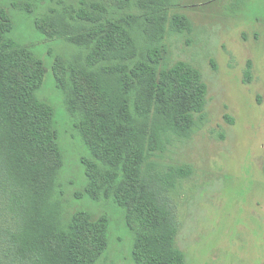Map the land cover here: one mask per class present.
<instances>
[{
	"label": "trees",
	"instance_id": "16d2710c",
	"mask_svg": "<svg viewBox=\"0 0 264 264\" xmlns=\"http://www.w3.org/2000/svg\"><path fill=\"white\" fill-rule=\"evenodd\" d=\"M9 1L26 14L40 10L35 31L76 49L54 78L89 153L77 198L123 213L133 264H186L171 194L191 169L154 158L191 138L206 105L201 73L166 63L167 34H191L189 19L170 14L176 0ZM251 70L247 61L243 84ZM45 74L0 8V200L10 221L0 229V264H98L110 222L81 209L65 215L55 112L38 97Z\"/></svg>",
	"mask_w": 264,
	"mask_h": 264
},
{
	"label": "rangeland",
	"instance_id": "374dc122",
	"mask_svg": "<svg viewBox=\"0 0 264 264\" xmlns=\"http://www.w3.org/2000/svg\"><path fill=\"white\" fill-rule=\"evenodd\" d=\"M0 8L14 21L17 39L46 68L38 97L55 112L65 215L81 209L95 218L106 216L109 246L98 264H133L132 234L123 213L111 203L76 196L85 184L81 160L89 153L64 111L54 78L58 63L76 49L35 31L40 10L26 14L9 0H0ZM173 13L186 16L193 30L167 34L166 63L189 64L207 85L202 120L196 121L191 138L175 141L154 158L191 169L171 194L176 247L186 264H264V0H176ZM247 61L252 81L243 84ZM2 208L0 200V229L10 223Z\"/></svg>",
	"mask_w": 264,
	"mask_h": 264
}]
</instances>
